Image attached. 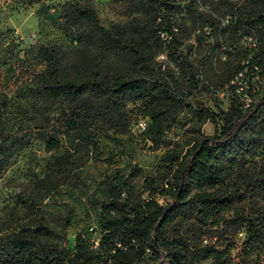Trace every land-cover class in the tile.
I'll return each instance as SVG.
<instances>
[{"label":"trees","instance_id":"16d2710c","mask_svg":"<svg viewBox=\"0 0 264 264\" xmlns=\"http://www.w3.org/2000/svg\"><path fill=\"white\" fill-rule=\"evenodd\" d=\"M143 1L151 7L169 6L167 0ZM217 2L215 10L228 16V23L216 27L213 21L203 20L201 25L209 24L206 26L212 30L210 37L216 39L215 48H221L227 39L251 37L255 41L239 49L233 59L228 52L220 62L214 47L207 53L204 61L210 66L214 58L218 60L216 70L211 67L216 89L220 91L228 84L232 96L226 109L216 105L215 109L198 110L200 122H211L214 133L198 132L182 147H170L167 134L179 114L190 109L183 86L199 88L201 64L190 57V52L178 49L177 28L171 21L174 17L155 16L153 29H127L119 24L106 27L100 23L92 3L62 2V17L81 27L72 38L77 44L70 56L65 47L39 45L30 65H41L42 69L32 70L23 92L49 105L62 104L65 129L77 133L78 140L91 142L98 124L116 129L127 120V104L137 103V116L144 118L139 123L145 122L144 128L138 127L140 134L153 148H167L162 154L166 173L159 193L168 197L164 205L159 204L150 183L146 186L147 198L131 197L125 191L128 180L118 178L111 194L100 203V237L94 245L77 235L73 248L67 249L56 243L54 232L42 224L20 226L0 231V264H140L148 252L157 255L158 250L169 264H231L228 247L167 234V225L186 207L193 209L194 219L201 226L223 231L222 226L242 223L244 239L238 264H252L248 259L264 246V204L250 212H238L233 203L245 197L251 184L241 178L246 154L264 147V98H249L247 103L240 100L242 94H258L260 80L264 79V0H242L239 6L230 0ZM198 6V0L184 4L185 14L193 23H200L203 17ZM102 48L124 54L136 67L131 71L104 68ZM158 52L164 58L157 71L153 59ZM169 63L179 70L177 75L168 73ZM235 79L245 81V89ZM9 93L7 85L0 89V174L8 163L5 146L13 137L8 114L14 107L21 109L20 102H11ZM129 122L123 126L127 128ZM20 131L21 127H17L16 132ZM57 145V140H49L47 150ZM62 158L52 156L53 163L61 164ZM261 183L264 187V180Z\"/></svg>","mask_w":264,"mask_h":264},{"label":"rangeland","instance_id":"374dc122","mask_svg":"<svg viewBox=\"0 0 264 264\" xmlns=\"http://www.w3.org/2000/svg\"><path fill=\"white\" fill-rule=\"evenodd\" d=\"M63 1L0 0V89L9 86L11 102L21 103V109L14 107L8 114L13 137L5 146L8 163L0 174V231L42 224L54 232L56 243L72 249L77 235L87 238L92 245L100 237L97 225L100 203L111 194L118 178L128 180L125 191L131 197L147 198L149 191L146 186L152 184L156 190L154 198L159 204H165L168 196L161 195L159 191L166 173L162 154L167 148L165 145L153 148L140 134L139 121L144 118L137 116V103L127 104L126 121H130L127 128L123 126L126 121L116 129H110L107 124H98L92 131L94 141L91 142L78 140L77 133L65 129L62 125V104L49 105L23 92L32 77V70L42 69L41 65L35 68L30 65L39 45L65 47L67 56H70L72 47L77 44L72 42V38L81 27L77 28V25L62 17L60 10ZM83 1L92 3L100 23L106 27L119 24L127 29L129 26L153 29L155 16L174 17L171 21L177 28L175 37L178 49L190 52V57L201 64L200 84L198 89L191 90L183 86L190 109L188 107L179 114L167 134V141L171 143L170 147L176 144L182 147L198 132L212 135L214 125L209 121L201 123L198 110L215 109L216 105L228 108L232 92L228 84L220 91L216 89L211 67L215 71L218 60L214 58L210 66L204 58L214 47L220 62L226 59L228 52L233 59L239 49L244 45L250 47L255 41L251 37L227 39L221 48H215L216 39L210 37L212 30L206 25L213 21L216 27L224 26L229 18L215 10L217 0H198L199 11L203 15L200 23H193L185 14L184 4L188 0H167V8L151 7L143 0ZM230 1L236 2L237 6L242 4V0ZM203 20H207V23L201 28ZM159 53L153 59L157 71L158 63L163 60L159 58ZM21 58L28 61H18ZM100 58L102 66L107 69L131 71L136 67L134 61L124 54L105 48L101 49ZM166 70L176 75L179 71L170 63ZM236 81L245 89V81ZM260 84L258 94L253 97L242 94L240 100L247 103L249 98L254 101L263 99L264 79L260 80ZM17 127H21L20 132H16ZM49 140L58 141L57 147L51 151L47 150ZM57 155L63 158L61 164L55 165L52 156ZM240 170L242 181H251V184L245 197L233 203V209L250 212L264 204V187L261 183L264 180V147L247 153ZM231 214L233 211L227 216ZM222 227L223 231L209 225L201 226L194 219L193 209L186 207L166 229L173 238L182 237L188 241L228 247L231 264H238L242 257L243 224ZM248 260L252 264H264V246ZM157 262L169 264L162 258L160 250L157 255L148 252L140 264Z\"/></svg>","mask_w":264,"mask_h":264},{"label":"built area","instance_id":"2783aa9c","mask_svg":"<svg viewBox=\"0 0 264 264\" xmlns=\"http://www.w3.org/2000/svg\"><path fill=\"white\" fill-rule=\"evenodd\" d=\"M159 58L163 59L164 56L161 54V55H159ZM140 126H141V128H144V126H145V122H144V121H141V122H140Z\"/></svg>","mask_w":264,"mask_h":264}]
</instances>
